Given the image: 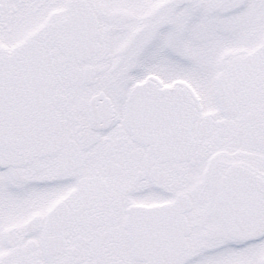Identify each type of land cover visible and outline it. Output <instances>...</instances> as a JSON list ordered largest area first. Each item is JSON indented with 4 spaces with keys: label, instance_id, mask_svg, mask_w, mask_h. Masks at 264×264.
Listing matches in <instances>:
<instances>
[{
    "label": "snow or ice",
    "instance_id": "obj_1",
    "mask_svg": "<svg viewBox=\"0 0 264 264\" xmlns=\"http://www.w3.org/2000/svg\"><path fill=\"white\" fill-rule=\"evenodd\" d=\"M0 264H264V0H0Z\"/></svg>",
    "mask_w": 264,
    "mask_h": 264
}]
</instances>
